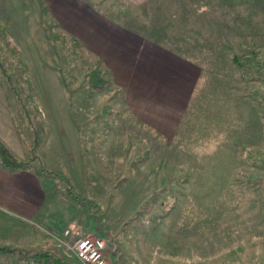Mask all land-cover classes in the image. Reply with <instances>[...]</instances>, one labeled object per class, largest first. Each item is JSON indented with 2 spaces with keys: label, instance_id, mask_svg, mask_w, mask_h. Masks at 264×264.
<instances>
[{
  "label": "rangeland",
  "instance_id": "374dc122",
  "mask_svg": "<svg viewBox=\"0 0 264 264\" xmlns=\"http://www.w3.org/2000/svg\"><path fill=\"white\" fill-rule=\"evenodd\" d=\"M8 1L28 28L12 44L0 24L19 139L2 143L45 182L33 251L80 264L71 228L102 238L116 264H264V0H77L200 67L165 134L127 111L108 65L46 0Z\"/></svg>",
  "mask_w": 264,
  "mask_h": 264
},
{
  "label": "crops",
  "instance_id": "0c3cea01",
  "mask_svg": "<svg viewBox=\"0 0 264 264\" xmlns=\"http://www.w3.org/2000/svg\"><path fill=\"white\" fill-rule=\"evenodd\" d=\"M3 2L6 6L0 2V24L8 40L18 44L28 24L14 17L16 10L9 9L8 0ZM140 2L135 5L140 6ZM46 3L50 14L63 20L84 46L90 45L108 65L112 78L122 88L127 111L163 134L170 133L182 103L192 94L200 67L173 45L164 46L135 31L136 26L98 15L80 1L64 0L62 7L52 0ZM6 12L12 15L7 21ZM30 24L33 25L31 20ZM5 83L0 71V140L15 149L19 139ZM43 181L33 167L8 172L0 163V247L14 249L0 250V264H17L16 258L21 255L17 250L40 256L33 250L44 233L39 229L45 217L41 215L46 199Z\"/></svg>",
  "mask_w": 264,
  "mask_h": 264
},
{
  "label": "built area",
  "instance_id": "2783aa9c",
  "mask_svg": "<svg viewBox=\"0 0 264 264\" xmlns=\"http://www.w3.org/2000/svg\"><path fill=\"white\" fill-rule=\"evenodd\" d=\"M70 253L80 264H116L106 253V245L97 235L77 234L74 229H64ZM17 264H53L51 260H44L40 256L21 254Z\"/></svg>",
  "mask_w": 264,
  "mask_h": 264
},
{
  "label": "trees",
  "instance_id": "16d2710c",
  "mask_svg": "<svg viewBox=\"0 0 264 264\" xmlns=\"http://www.w3.org/2000/svg\"><path fill=\"white\" fill-rule=\"evenodd\" d=\"M246 58H247V56H237L235 54H231L230 61L238 67H243V61ZM246 73L249 74L250 72H246ZM243 77H244V73L241 74L242 79H243ZM30 159H34V156L32 155ZM0 162H1L2 166L8 172H12V171L26 167L28 165L29 160L18 159L0 140ZM40 170L54 176L57 180H59L64 186L65 194L70 199L75 200L78 198V196L73 194V192L71 191L70 185L68 184V182L66 181V179L64 177H62L61 175L56 174L52 171L44 170L43 168H41ZM0 250H5L7 252H13L14 251V249L7 248V247H0ZM17 253L25 254L26 251L25 250H17ZM34 254L40 255V257L43 258L44 260H50L51 259L53 264H68L67 262L62 261L61 259H59L57 257H52L47 251L38 252V253L36 252Z\"/></svg>",
  "mask_w": 264,
  "mask_h": 264
}]
</instances>
